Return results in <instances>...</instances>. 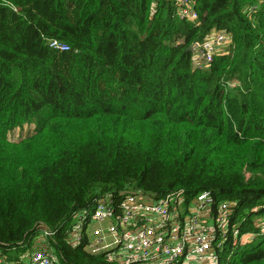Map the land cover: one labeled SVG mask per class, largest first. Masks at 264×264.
<instances>
[{
	"label": "trees",
	"instance_id": "obj_1",
	"mask_svg": "<svg viewBox=\"0 0 264 264\" xmlns=\"http://www.w3.org/2000/svg\"><path fill=\"white\" fill-rule=\"evenodd\" d=\"M0 0V242H31L93 198L209 190L264 220V0ZM231 35L208 67L194 42ZM68 49L50 48L48 40ZM34 123L32 134L8 132ZM63 264H124L55 236ZM228 255V256H227ZM221 264H264V234Z\"/></svg>",
	"mask_w": 264,
	"mask_h": 264
},
{
	"label": "built area",
	"instance_id": "obj_2",
	"mask_svg": "<svg viewBox=\"0 0 264 264\" xmlns=\"http://www.w3.org/2000/svg\"><path fill=\"white\" fill-rule=\"evenodd\" d=\"M180 18L195 22L197 0H172ZM231 42V35L213 31L192 45V64L208 67L216 53ZM50 48L64 51L68 45L48 40ZM226 48V47H225ZM226 52V51H225ZM235 202L216 201L209 190L187 200L182 189L159 199L133 191L93 198L74 210L61 224L36 225L31 242H0V264H57L55 236L63 233L71 246L124 264H221L226 243L230 248L264 234V220L256 222L257 233L240 234L231 223ZM30 249L20 257L19 249Z\"/></svg>",
	"mask_w": 264,
	"mask_h": 264
},
{
	"label": "rangeland",
	"instance_id": "obj_3",
	"mask_svg": "<svg viewBox=\"0 0 264 264\" xmlns=\"http://www.w3.org/2000/svg\"><path fill=\"white\" fill-rule=\"evenodd\" d=\"M228 46L229 45L225 46L226 48L225 47L223 48V52H225V51L227 52ZM34 127H35L34 123H24L21 126H16L8 132V138H9V140L16 142V141L32 134L34 131ZM252 241L253 240H251L250 242H252ZM29 250L30 249H28V248L19 249V251L15 255L17 257L26 255L29 253ZM57 264H63V263H61V261H59Z\"/></svg>",
	"mask_w": 264,
	"mask_h": 264
},
{
	"label": "water",
	"instance_id": "obj_4",
	"mask_svg": "<svg viewBox=\"0 0 264 264\" xmlns=\"http://www.w3.org/2000/svg\"><path fill=\"white\" fill-rule=\"evenodd\" d=\"M192 48L191 47H189V50H191Z\"/></svg>",
	"mask_w": 264,
	"mask_h": 264
}]
</instances>
